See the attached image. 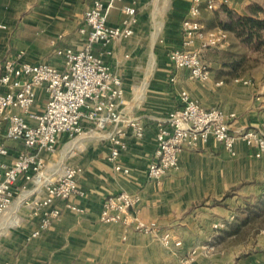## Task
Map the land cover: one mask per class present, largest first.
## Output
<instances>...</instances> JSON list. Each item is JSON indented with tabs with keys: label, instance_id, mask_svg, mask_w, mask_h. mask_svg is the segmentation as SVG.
<instances>
[{
	"label": "crops",
	"instance_id": "1",
	"mask_svg": "<svg viewBox=\"0 0 264 264\" xmlns=\"http://www.w3.org/2000/svg\"><path fill=\"white\" fill-rule=\"evenodd\" d=\"M95 0H0V64L7 57H18L30 63L48 62L62 67L54 55L55 45L79 50L84 37L79 30L84 14ZM192 0H137L139 18L134 35L113 46L107 61L123 79L126 118L139 119L145 127L141 140L128 134V151L119 163L128 173L117 172L109 161L110 143L105 136L113 128L97 131L84 121L87 133L77 140L64 138L54 155L44 154L53 171L61 163L83 169L79 188L84 198L71 202L86 210L77 214L66 210L61 219L32 237L40 218L22 198L14 201L0 220V264H180L183 254L195 247H207L214 225L223 222L224 208L216 205L232 190L242 196H261L264 187V160L253 157V150L238 143L232 157L214 139L195 151L180 154L178 169L161 183L148 178L155 160L157 124L180 107V95L188 92L205 108L220 107L236 114L233 129L256 128L264 124V65L258 72L229 75L224 67L225 50L239 43L230 33V45L209 49L203 54L212 72L207 82L191 80L186 70H174L170 51L182 44L181 26ZM127 0L117 2L108 12L111 26L121 24L122 8ZM227 9L243 16L263 18L264 0H229ZM215 16L227 17L224 7L204 11L202 20L208 27L217 25ZM209 20V21H208ZM176 81L172 82L171 78ZM46 94L38 92L37 111L44 107ZM4 138L0 137V142ZM13 154L22 145L8 143ZM127 192L140 194L139 215L146 222H157L183 242L176 253L161 246L154 237L127 230L120 224L100 222L103 201L110 195ZM237 196H233L236 198ZM230 198H226L224 204ZM203 204V205H202ZM230 210V209H229ZM225 211V210H224ZM230 212V211H226ZM197 255L193 264H218L214 258ZM240 264V263H239ZM243 264H251V256Z\"/></svg>",
	"mask_w": 264,
	"mask_h": 264
},
{
	"label": "built area",
	"instance_id": "2",
	"mask_svg": "<svg viewBox=\"0 0 264 264\" xmlns=\"http://www.w3.org/2000/svg\"><path fill=\"white\" fill-rule=\"evenodd\" d=\"M125 0H95L84 14L79 32L84 37L81 49L55 45L54 55L61 58L62 67L48 62L30 63L18 57H7L0 64V220L9 212L14 201L22 198L39 217L32 237H39L66 210L84 214L86 210L73 204V198H84L79 188L83 169L74 164L61 163L53 171L44 154L58 152L61 141L77 140L87 133L84 121L97 131L113 130L105 138L110 143L109 161L117 172L128 173L119 163L128 151V134L141 140L145 127L139 119L126 118L123 79L107 61L114 54L113 46L130 39L138 24L137 0H127L123 18L118 26L108 22V12L117 2ZM229 5V0H192L181 26L182 44L169 53L174 70H186L191 80L207 82L212 72L203 60V52L224 49L230 45V33L221 27L208 28L202 20L204 11L215 12ZM6 30V26L0 25ZM175 82V77L171 78ZM46 94L44 107L37 111L38 92ZM180 107L171 111L157 124L155 160L148 170V178L161 183L179 166L183 151H195L211 139L222 144L232 156H237V144L253 150V157L264 160V124L256 128L233 129L234 113L220 107L205 108L188 92L180 95ZM22 145L13 154V163L4 158L11 148ZM262 195L264 197V187ZM140 194L121 192L103 201L100 222L116 223L137 233L154 237L161 246L175 253L183 247L181 239L162 230L157 222H146L139 212ZM224 223L214 225L215 230ZM198 249L183 255L180 264H193Z\"/></svg>",
	"mask_w": 264,
	"mask_h": 264
},
{
	"label": "rangeland",
	"instance_id": "3",
	"mask_svg": "<svg viewBox=\"0 0 264 264\" xmlns=\"http://www.w3.org/2000/svg\"><path fill=\"white\" fill-rule=\"evenodd\" d=\"M226 20L227 17L222 19L219 16L213 19L219 26ZM204 23L208 25L207 20H204ZM224 53L225 56L234 54L237 58L246 59L240 70L242 74L249 71L258 72L264 65V47L255 51L239 42L232 51L225 50ZM235 190L227 194L230 199L226 203L220 204L226 199L224 198L216 204L225 210L224 216L220 217L223 219L224 228L214 229V233L206 240L207 247H195L198 249L197 255L204 253L203 258H214L218 264H243L251 256V264H264V197L242 196L234 193ZM227 210L230 212H226ZM184 254L179 255L182 258Z\"/></svg>",
	"mask_w": 264,
	"mask_h": 264
},
{
	"label": "trees",
	"instance_id": "4",
	"mask_svg": "<svg viewBox=\"0 0 264 264\" xmlns=\"http://www.w3.org/2000/svg\"><path fill=\"white\" fill-rule=\"evenodd\" d=\"M227 20L220 23V27L232 33L243 45L258 51L264 47V9H261L263 18L243 16L224 7ZM224 67L229 69V75L239 76L246 61L245 58H237L234 54L225 56ZM228 195L225 196L227 198Z\"/></svg>",
	"mask_w": 264,
	"mask_h": 264
}]
</instances>
